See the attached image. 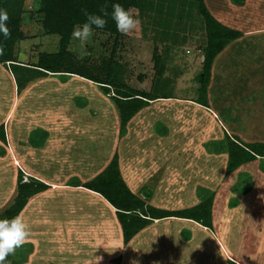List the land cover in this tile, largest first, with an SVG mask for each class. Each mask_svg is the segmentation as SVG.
<instances>
[{"label":"rangeland","instance_id":"rangeland-1","mask_svg":"<svg viewBox=\"0 0 264 264\" xmlns=\"http://www.w3.org/2000/svg\"><path fill=\"white\" fill-rule=\"evenodd\" d=\"M38 1L24 0L23 3L21 29L25 38L19 42L18 50L22 53L19 60L24 63H33L40 52L57 49V35L45 34L35 20ZM166 1L147 0L142 13L137 8H128L140 24L129 34L119 32L115 50L112 48L113 34L93 30L83 48L78 40L70 36L66 51L75 65L85 68L98 81L105 79L106 62L112 54L111 73L116 71L118 87L145 91L152 97L165 92L170 96L168 99L147 100V104L127 120L123 129L119 126L117 109L110 99L116 89L113 85L106 93L102 92L100 82L78 75L67 76L63 81L61 77L48 75L27 82L18 93L15 90L11 93V82L8 83L0 74V125L5 137V142L0 141V155L5 156L7 151L11 153L8 137L13 135L10 126L14 125L17 127L16 136L20 138V143L16 142V145H22L19 149L25 150L24 142L26 145L31 143L30 151L39 154L33 159L37 163L30 165L33 160L28 161L30 170L42 173L47 180L55 174L53 180L63 184L84 183L100 172L116 154L123 180L129 174V179L124 180L125 185L150 205L170 209L191 206L199 201L198 188L205 196L209 192L212 194L211 204L213 200L216 206L226 198L229 201L228 196L233 192L231 188L226 187L224 195L219 193L225 155L215 157L214 153L204 150L209 154L205 157L198 152L199 148L194 147H202L206 141L220 140L225 136L242 146L264 141V0H241L240 5L230 0H204L215 17L240 31V35L212 61L206 87V106L195 102L199 86L197 74L201 69L205 40L200 18L195 11L189 14L182 0L173 1L166 14L168 16H164ZM147 14L151 16L147 17ZM158 15L166 19L163 27L155 24ZM159 68H162L161 74L157 76ZM12 94L15 96V107L10 105ZM5 116V123H2ZM158 122L164 127L161 133L154 129ZM40 138H43L41 142ZM46 142L62 145L60 154L53 152L47 158L43 154L49 151L44 147ZM8 154L5 164H0L1 168L8 167L11 171L25 168L21 160H17L18 164L14 162L13 153L9 160ZM188 155L192 163L187 160ZM205 163H209V172L201 169ZM259 170L263 168L259 167ZM11 171H5V178L2 179L10 190L14 188ZM24 174L22 179L27 180ZM240 175L248 178L245 183L249 184L252 177L243 173ZM1 184L0 191L3 186L7 188ZM241 186H244L242 182ZM67 188L73 187L68 185ZM145 191L150 192L148 198L144 195ZM5 197L10 199L11 193L8 192ZM51 198V210L55 217L51 228L61 231L62 238L70 239L66 241H71V245L64 246L75 248L73 253L69 250L71 248H66L67 252L63 254L89 260L100 254L110 264L130 263L125 260V243L117 242L120 241L117 220L113 215L112 228H109L108 222L103 226L99 201L93 203L90 195L68 192ZM89 207L92 208L90 212L87 211ZM215 215L216 212L212 215L211 211L213 220ZM186 230L183 227L178 229L177 237L182 232L181 238L185 240ZM210 230L213 231L212 228ZM168 231L170 229H166ZM155 234L158 237V233ZM197 234L207 235L205 231H197ZM51 235V230L45 235L36 230L30 232L28 240L14 254H10L4 264L24 263L35 247L50 252L60 246L62 241L58 234L53 235V239ZM45 237L51 238L49 243ZM233 247L237 250L238 245ZM179 248L180 245L176 250ZM260 248L256 251L255 264H264V244ZM239 250L240 254L244 248L239 247ZM40 251L37 249L36 253ZM136 259L134 256L131 263L135 264ZM103 264L106 262L103 261Z\"/></svg>","mask_w":264,"mask_h":264},{"label":"trees","instance_id":"trees-1","mask_svg":"<svg viewBox=\"0 0 264 264\" xmlns=\"http://www.w3.org/2000/svg\"><path fill=\"white\" fill-rule=\"evenodd\" d=\"M163 1V0H161ZM175 0H167L164 16L171 9ZM235 5H240L241 0H230ZM147 0H39L35 10V19L45 34L57 35V49L53 52H40L36 55L33 63H24L20 61L22 53L18 50V44L25 36L21 29L22 17L24 11V0H0V9H6L9 20L8 28L11 30L10 38L5 39L0 33V45L4 47L3 55H0V64L6 68L14 84L15 91L18 93L27 82L34 79H43L48 75L61 77V81L66 80L67 76L78 75L87 80L100 82L102 92H108L110 86H115V91L110 99L115 105L119 118V126L124 129L125 123L141 107L145 106L147 100L153 98L168 99L170 96L163 92L160 95L146 93L145 91L132 90L124 86L123 89L118 87L115 73H111L112 54L106 62V75L103 81H98L85 68L75 65L68 56L66 46L73 31V25L85 21V11L88 13L102 15L101 8L107 7L109 15L105 17L107 24L104 28H95L93 30H103L114 35L113 50L116 48V38L119 32L116 29L114 21L111 19L112 4L119 3L125 10L128 8H137L141 13ZM159 3V2H158ZM186 6V11H195L200 18L204 30V45L202 51L201 69L197 74L199 86L197 87V98L195 102L201 106H206V87L210 77V67L215 56L232 40L240 35L236 28L229 27L216 18L210 11L204 0H182ZM163 15L155 17L156 25H163L166 19ZM147 17L151 15H146ZM163 27V26H162ZM114 52V51H113ZM157 61V60H155ZM157 64V62H154ZM161 69L157 71L160 76ZM161 87V86H160ZM154 129L161 133L164 127L160 123L154 125ZM43 138H40V142ZM0 141L5 142V137L0 125ZM29 142L30 138H29ZM31 145V143H30ZM205 150L214 154L225 155L223 174L227 175L239 165L260 159L259 167L264 170V141H254L242 146L236 140L225 137L220 140L205 142ZM1 156V155H0ZM29 169V167H28ZM23 171L17 168L15 175V193L10 204L0 211V219H11L15 217L23 208L29 197L47 188L49 185L43 180L28 174L27 180L22 179ZM248 178L239 175L238 183L234 186L238 189L242 182L245 192L249 184L245 182ZM79 182V181H78ZM65 183L69 186H82L99 193L114 209L115 219L119 224L122 242L126 243L129 239L145 225L149 224L152 219L165 217L185 218L195 221L207 228H211V211H212V194L209 192L206 196L197 189L199 201L191 206L180 209H165L155 207L146 203V201L133 193L126 185L118 169L117 156L113 154L106 166L91 179L84 183ZM246 184V186H245ZM238 186V187H239ZM144 195L148 198L150 192L145 191ZM227 201L228 206H235L237 201L230 196ZM232 200V201H230ZM232 202V203H230ZM226 264H239L232 259H226Z\"/></svg>","mask_w":264,"mask_h":264},{"label":"crops","instance_id":"crops-1","mask_svg":"<svg viewBox=\"0 0 264 264\" xmlns=\"http://www.w3.org/2000/svg\"><path fill=\"white\" fill-rule=\"evenodd\" d=\"M216 12L217 10L215 11V13ZM221 52L222 50L215 56V59L218 58ZM0 74L4 75L5 80L8 83L11 82V88H12L11 93H14L15 88L10 73L1 64H0ZM20 94L23 95L22 93ZM14 100H15V96L12 94V101L10 102V105L15 107ZM6 117L7 116L3 118L2 123H5ZM7 124L8 123H6V125ZM10 128L13 131V135L10 136V134L8 133L9 134L8 142L11 141V145H10L11 153H13L14 156L16 157V158L13 157L14 162L17 160H19L20 162L21 160L20 163L25 165V168L23 167L24 169H21V167H19L23 171V173H25L24 174L25 177L28 174H31L36 178L43 180L49 185L47 188L29 197L25 205L17 215H20L22 217V219L28 226L29 232H33L34 230H36V232H41L42 234L45 235L46 231L51 230L52 231L51 238L52 239L55 238L56 234H58L60 241H62V244H60V246L58 245L54 249L52 248L53 250L51 249L50 252L49 250L45 251V249H40L35 247L33 251L29 252V254L26 256L24 260V263L22 264H96V257L101 258L98 264H103V261H105L106 264H110L108 260H105L104 258L105 256L102 257L100 256V254H95L94 257L91 258V260H89L88 258H81V257L80 258L69 257V255L63 254L67 252V250L64 249L71 248V246L68 247L64 245H71V241L67 243V241L70 239L62 238L60 236L61 231L51 228L53 227L52 224L55 223V217H53V213L51 210L53 208V205L50 202L52 201L51 198L52 196L66 195L67 192L72 194L77 193L78 195H86V196L90 195L92 197L93 203H97L98 201L101 203L100 211L103 212V226L105 227L106 222H108L110 229L112 228V220H113L112 218L114 215L113 212L114 209L112 208V206L97 192H94L82 186H69L73 188H67L68 185L53 180L55 179L54 178V176H56L55 174H53L54 176L52 178H49L50 180H47L48 178H45L44 175H42V173H36V171H33L32 169L30 170V168L27 169L28 167H31L30 165H32L33 163H37L33 159L37 158L38 153L37 154L32 153L30 151L31 148L30 144L26 145L25 142H24L25 150L19 149V147L22 145L21 144L16 145V142L20 143V138H17L16 136L17 127L13 125L10 126ZM60 146L62 145H59L57 142L55 143L46 142L44 147H47L49 151L48 154L46 151L43 154L47 155V158H49L53 152L55 154H58L60 152ZM51 147L54 148L51 149ZM194 148H199L200 150L198 152H200V154L202 153L205 157L209 155L208 153L204 152L205 147L203 145L202 147L198 145ZM11 153L8 154V151L6 152V155L7 154L9 155L7 156L9 160H11L12 158ZM6 155L0 156V161H1L0 164L1 163H3V165L5 164ZM189 155L187 157V160L190 161V163H192V161L190 160L191 157ZM214 155L215 157L217 156L222 157L223 154H214ZM223 159L225 163V157ZM28 161L29 162L32 161V163L28 165L29 163ZM259 162L260 159L256 158L254 160L239 165L237 168L229 172L227 175H224L222 173L221 177H223V180H221L222 183H220L221 186L219 188V193L221 195H224L227 192L224 191L225 189L227 190L226 187H228L229 189L231 188V191L233 192H231L232 195L230 196L237 197L236 199L237 203L235 206L232 207L228 205L225 206V203L227 202V198H226L224 202L221 201L220 205L216 206L213 200L212 215L213 213L216 212L215 215L216 219L213 220V218L211 217L212 218L211 228L213 229V231L210 230V228H207L199 223H196L193 220L185 219V218L165 217L160 219H152V221L149 222V224L145 225L138 232H136L129 239V241H127L123 245L125 248H127V255H128V257L126 255L125 260L127 261L128 259L130 261L129 264H132L131 261H133V257L135 256V259L137 257L136 259L137 262L135 264H157V263L158 264H194V263L195 264H226V259H232L239 264H255L256 251H259L261 249L260 248L261 245L264 244V170L262 171L259 170ZM11 164L12 166H16L15 163H11ZM208 164L205 163L201 169L204 168L207 170V172H209ZM5 171H11V169L4 166L1 168L0 166V183H2L1 186L5 184V182L2 180L3 178H5V176L3 175ZM15 172L16 170H12L10 172L12 173L13 176L14 187H15V174H16ZM241 173L247 176L250 175L252 177L249 178L250 184L249 186H247L248 188H246L245 192L244 191L240 192V190L243 189L242 186L241 187L237 186L236 188L238 189L237 191L234 188V186H236L238 183V178ZM127 176H129V174ZM127 176H125L126 177L124 179L125 181L129 179ZM127 183L128 185L131 186V183L129 182ZM5 185L7 188L3 186L4 188L1 189L2 193L0 194V207L3 206L0 209V211L6 208L10 204L11 199L15 193L14 188L10 190L8 185L7 184ZM8 192L9 194L11 193L10 199H7L5 197L8 194ZM48 196L51 197L48 198ZM155 207H159V206H155ZM160 208L170 209L166 207H160ZM87 211L88 212L92 211V208L89 207ZM253 218L254 221H252ZM71 219L74 220L75 217H71ZM249 221L252 222L251 225L250 224L248 225V223H250ZM33 224H35L36 226L33 227ZM182 227L185 229L187 228L188 231L190 232L189 234V232L186 230L185 235L187 238L185 240L181 238L183 237L181 235L184 229H182V232H180L179 237H177V231ZM115 228H117V226ZM166 229H170V232L171 231L172 232L171 233L169 231L166 232ZM236 229L238 230V232L236 231ZM258 229H261L262 231L261 232L260 230L257 231ZM195 230L200 232L205 231L208 236L207 235L201 236L198 234L196 235L197 231L195 233ZM148 232H150L151 234H149ZM155 232L158 233V237L155 236L157 235L155 234ZM51 238L45 237L48 243L51 240ZM98 241H100V238H98ZM117 242L118 244L123 243L121 238V232H120V241ZM210 243L214 247L211 246ZM178 244L180 245L179 248L180 250H176V248L179 247ZM235 244L238 245L237 250L236 247H233V245ZM239 247L244 248V250L240 254L238 252L240 251ZM73 248L69 249L72 251V253L75 252V248L74 249ZM234 248L236 251L234 250ZM37 249L38 251L41 250L39 254L36 253ZM123 255L125 256V254H122V256ZM242 261H246V262H242Z\"/></svg>","mask_w":264,"mask_h":264},{"label":"clouds","instance_id":"clouds-1","mask_svg":"<svg viewBox=\"0 0 264 264\" xmlns=\"http://www.w3.org/2000/svg\"><path fill=\"white\" fill-rule=\"evenodd\" d=\"M102 15H96L85 11V21L73 25L71 38L78 40L83 46L88 41L89 37L93 35V27L104 28L107 24V17L109 15L107 7L101 8ZM111 19L114 21L116 29L121 34H129L138 28L140 21L130 10H125L119 3L112 4ZM9 20L6 9H0V33L4 38H10L11 30L7 26ZM4 47L0 45V55H3ZM30 232L28 226L20 215H16L11 219H0V264L10 254H14L15 250L21 247L29 238ZM100 257H96V264H98Z\"/></svg>","mask_w":264,"mask_h":264}]
</instances>
